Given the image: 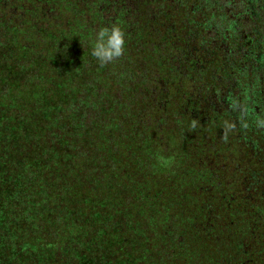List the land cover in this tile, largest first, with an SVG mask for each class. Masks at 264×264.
Masks as SVG:
<instances>
[{"label":"trees","instance_id":"trees-1","mask_svg":"<svg viewBox=\"0 0 264 264\" xmlns=\"http://www.w3.org/2000/svg\"><path fill=\"white\" fill-rule=\"evenodd\" d=\"M100 1L0 0V264H249L262 210L222 199L196 140L151 116V9L168 0L133 16L123 0L115 23ZM113 26L125 50L101 66Z\"/></svg>","mask_w":264,"mask_h":264},{"label":"flooded vegetation","instance_id":"flooded-vegetation-1","mask_svg":"<svg viewBox=\"0 0 264 264\" xmlns=\"http://www.w3.org/2000/svg\"><path fill=\"white\" fill-rule=\"evenodd\" d=\"M167 3L164 17L151 9V116L196 140L197 165L222 199H243L250 215L260 207V224L244 229L247 249L260 254L246 262L264 264V0ZM118 4L99 2L103 23H115ZM124 5L133 16L137 4ZM87 10L94 26L92 4Z\"/></svg>","mask_w":264,"mask_h":264},{"label":"clouds","instance_id":"clouds-1","mask_svg":"<svg viewBox=\"0 0 264 264\" xmlns=\"http://www.w3.org/2000/svg\"><path fill=\"white\" fill-rule=\"evenodd\" d=\"M125 50V36L118 26L100 30L95 37L92 56L101 66L120 58Z\"/></svg>","mask_w":264,"mask_h":264}]
</instances>
